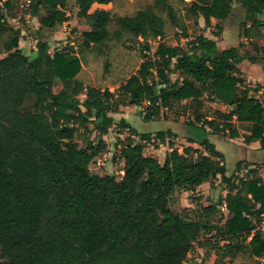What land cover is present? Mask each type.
Wrapping results in <instances>:
<instances>
[{"label": "trees", "instance_id": "1", "mask_svg": "<svg viewBox=\"0 0 264 264\" xmlns=\"http://www.w3.org/2000/svg\"><path fill=\"white\" fill-rule=\"evenodd\" d=\"M32 1V17L38 16L42 4L53 7L38 20L40 27L51 29L67 21L65 0ZM112 1L76 0L78 16L89 27L82 34L86 48L98 49L123 34L161 39L164 21L158 13L163 8L175 22L172 7L165 0H153L134 16L118 17L117 29L111 31L114 20L109 12L88 11L92 4ZM232 1L192 0L188 12L202 18L207 28L211 19L231 16ZM238 1L245 10L241 37L261 38L264 0ZM15 2L0 0V37L6 38L0 49V264H185L193 244L209 228L173 212L171 196L217 178L229 187L222 240L246 241L252 234L246 251L262 258L264 232H253V220L245 215L254 218L264 209V181L252 171L250 178L232 182L223 154L207 139L198 143L201 149L184 147L181 153L169 141L171 150L160 163L143 154V142L164 144L175 135L170 130L139 134L121 119L116 125L139 139L117 140L121 178L92 174L89 164L104 152L103 137L114 125L112 114L144 104V122L169 120L168 113L176 107L181 112L174 113V122L188 114L184 125L230 139L239 137V125L245 131L243 143L258 142L264 152V106L244 86L239 68L242 62L259 64L264 73V46L255 45V54L240 53L241 43L219 49L202 34L188 41L185 50L159 43L153 59L142 63L141 75L130 77L115 94L86 87L76 79L79 57L67 50L51 54L41 39L35 57L28 60L19 49V31L7 23ZM215 28L217 36L222 29L217 24ZM171 75L180 81L172 82ZM57 84L60 89L54 93ZM261 88L258 84L255 91ZM80 95L84 100L79 101ZM206 101L226 111L215 109L208 118L202 113ZM79 129L94 135L85 147L75 141ZM257 204L259 211L254 210ZM215 206L205 211L211 213Z\"/></svg>", "mask_w": 264, "mask_h": 264}, {"label": "rangeland", "instance_id": "2", "mask_svg": "<svg viewBox=\"0 0 264 264\" xmlns=\"http://www.w3.org/2000/svg\"><path fill=\"white\" fill-rule=\"evenodd\" d=\"M12 13L13 18H7V23L16 31H19V49L22 54L31 60L36 54V43L38 40L46 41L49 45V52L53 54L56 51L67 50L80 59V70L76 75V79L83 83L86 87H95L101 90L120 94L119 88L132 76H140V69L143 62L153 59V53L159 43H164L172 47H181L186 49L188 41L194 39L195 36L202 34L212 39L219 38V48H228L242 44L243 48L240 53L249 51L255 54L254 46H264V27L261 31V38L246 40L241 37V24L244 19V9L240 6L238 0L232 1V15L225 21L211 22L209 27L204 26L203 19L194 17L188 12L192 0H165V4L172 7L175 22L170 21L166 14L165 8L158 14L163 19V36L162 38H148L147 40L141 37H134L129 34H123L119 39H111L104 46L98 49L85 47L82 43V34L89 31V27L84 19L78 16V7L76 0H65L62 10L65 12L67 21L61 25H56L51 29L40 27L38 20L41 17L47 16L48 12L53 9L52 6L42 4L38 7V16L32 17L33 5L32 0H15ZM153 0H113L106 5L92 4L88 13H93L95 10H103L110 13L114 23L111 26V31L117 29L116 19L118 17L134 16L139 10H144L146 6H152ZM221 26L222 31L217 36L215 25ZM185 30V36L182 34ZM223 36V37H222ZM223 38V39H222ZM6 38L0 37V49ZM148 45V50L145 49V44ZM3 57V55H1ZM242 71L244 86L250 90V94L257 98L264 106V73L261 71L259 64H250L243 62L239 66ZM155 76V72L151 71ZM172 82H179L177 75L169 76ZM157 80V79H156ZM262 88L255 91L257 85ZM60 85L57 84L53 88V92L57 93ZM84 95L78 97L79 101L84 100ZM123 113L134 119L141 117V114L146 108V104L141 107L125 106ZM219 109L226 111V108L214 102H205L202 113L208 118L213 116V111ZM176 111V112H175ZM181 112V109L174 108L168 113V119L159 118L155 122L165 123L167 121L174 122L176 118L174 113ZM188 114L184 117H179V124H183ZM118 120L119 116H115ZM239 137L230 139L227 136H221L212 132V138L217 142L220 151L224 156L227 174L231 175L232 182H237L239 179H248L253 172L256 176L264 181V153L260 149L257 142L246 145L243 143L242 135L245 131L241 126L237 125ZM155 128V125L149 123L144 127H139L140 130H148ZM110 138L104 140L105 149L100 155L92 159L89 164V171L92 174L99 176L108 174L113 175L117 180L122 176L121 169L123 164L115 156L117 140L114 133L119 130L118 126L111 127ZM126 132V131H125ZM125 132H121L123 140L128 137ZM127 133V132H126ZM94 135H85L82 129L76 134L75 141L79 147H85L86 142L93 140ZM97 140H95L96 143ZM181 141V140H180ZM182 142V141H181ZM183 143V142H182ZM147 147L144 144L143 154L148 153L151 157L161 160L159 154H155V143ZM179 153L185 144L178 143ZM157 153V152H156ZM148 156V155H147ZM237 163H241L237 169ZM228 167V168H227ZM229 191V187L220 183L219 178L196 187L192 191L183 189L176 190L170 199V208L173 212L179 214L183 219L191 221H199L209 228V231L201 233L199 239L193 244L189 252L185 264H263L262 258H253L246 251V241L250 240L251 236L244 241L242 238L234 239L231 242L222 240L220 229L227 220V212L221 210V204L225 200V196ZM216 205L213 212L205 211L207 207ZM255 210V209H254ZM258 216H254L256 220ZM228 244L234 245L233 250L227 249Z\"/></svg>", "mask_w": 264, "mask_h": 264}, {"label": "crops", "instance_id": "3", "mask_svg": "<svg viewBox=\"0 0 264 264\" xmlns=\"http://www.w3.org/2000/svg\"><path fill=\"white\" fill-rule=\"evenodd\" d=\"M96 5H99V4H96ZM210 21L211 22H215L216 20L211 19ZM204 36L206 38L210 39V40L215 41L217 47L219 46V41H218L219 38L216 37V38L212 39L210 37H207L206 35H204ZM230 47H236V46H230ZM230 47H228V48H230ZM219 49H227V48L221 47ZM123 111H125V108H121L120 109V112L117 113V114H112V117L114 119V125H113V127H115L116 124L121 119H123L132 129H134L139 134H143V133L153 134V133L158 132V131H167V130H170L175 135V137H167L164 144H160L159 141L158 140H155V139L151 140L150 142H147V147L153 145L152 143H155V145H156L157 148L155 147L154 152H155V154H159L161 156V158H160L161 160H158L160 163H162L164 161V158H165L166 153L171 150L169 148V146H168V142L169 141L171 143H173V148H175L177 150H178V148H177L178 147V145H177L178 143L185 144L186 147H192V148H199V149H201V147L198 145V143L201 142L204 139H207L210 143H212L215 146V148L219 152H221V153L223 152V151H220L221 149H219V147L217 145V142L212 138L211 133L208 130L207 131H203V130H200V129L195 128V127H189V126L182 125V124L175 123V122H171V121H167L165 123L164 122L163 123H161V122H155V121L144 122L142 120V115L143 114H141V117H138V119L136 120V119L130 117L128 115V113H123ZM115 116H119V119L116 120L115 119ZM149 123L154 124L155 125V128H152V129L148 128V130H140L139 129V127H144L145 125H147ZM111 130L112 129H110L109 132H108V134L103 137L104 140H106L107 138H110ZM117 130H119V131L118 132L116 131L114 133V135L116 137L120 138L121 140H123V137H124L122 135V133H121L122 131H123V133L126 131L127 132V133L125 132L126 136L128 135V137H130L134 141H136V139H138L137 136L130 135L127 128L126 129H120L118 127ZM187 139H191L192 141H194V143L188 142ZM115 152H116V149H115ZM203 153L206 154L204 151H203ZM149 154L150 153H148L147 155L150 156ZM222 154H224V153H222ZM115 155H116V153H115ZM118 160H120V159H118ZM120 161L123 164V161L122 160H120Z\"/></svg>", "mask_w": 264, "mask_h": 264}, {"label": "built area", "instance_id": "4", "mask_svg": "<svg viewBox=\"0 0 264 264\" xmlns=\"http://www.w3.org/2000/svg\"><path fill=\"white\" fill-rule=\"evenodd\" d=\"M136 142H139V139H136ZM143 144H145V142H143ZM122 174H123V172H122ZM260 209H261L260 205L257 204L255 206V211H259ZM221 210L227 212V210H226V203L225 202H222V204H221ZM245 216L248 219H251V218H252V220L254 219L249 214L248 215H245ZM253 224H254V230H253V232H255V231H263L264 232V209L261 210V213H259L257 219L256 220H253Z\"/></svg>", "mask_w": 264, "mask_h": 264}]
</instances>
